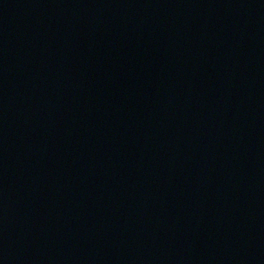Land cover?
<instances>
[{"label": "water", "instance_id": "water-1", "mask_svg": "<svg viewBox=\"0 0 264 264\" xmlns=\"http://www.w3.org/2000/svg\"><path fill=\"white\" fill-rule=\"evenodd\" d=\"M0 264H264V0H0Z\"/></svg>", "mask_w": 264, "mask_h": 264}]
</instances>
